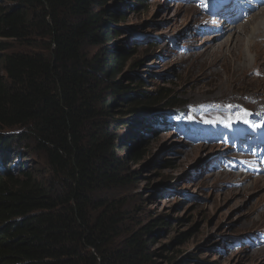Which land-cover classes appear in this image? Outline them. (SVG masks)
Segmentation results:
<instances>
[{"label": "rangeland", "instance_id": "rangeland-1", "mask_svg": "<svg viewBox=\"0 0 264 264\" xmlns=\"http://www.w3.org/2000/svg\"><path fill=\"white\" fill-rule=\"evenodd\" d=\"M135 2L111 0L107 6L119 19L110 22L119 35L112 45L131 57L120 79L131 87L138 86L137 80L144 82L132 89L142 96L157 101V92H162L181 104L174 109L155 107L156 118L144 119L131 143L142 159L137 163L130 159L126 167L132 181L101 197L117 201L124 234L145 227L153 230L156 264H264V186L263 182L253 185L254 179L244 180L258 175L254 167L264 163L260 153L264 151V119L255 121L256 114H251L253 119L246 115L232 121L220 119L230 113L224 110L229 107L264 104V78L256 71L262 66L259 63L264 64V43L259 42L264 21L251 24L232 45L221 47L238 33L213 42L221 22L234 25L233 11H247L256 0L232 2L228 7L232 11L224 8L226 2L216 5L215 0ZM248 19L245 16L237 23L241 26ZM250 41L261 52L259 59L248 53L252 69L244 59L238 63L232 59ZM23 50L13 44L11 52ZM0 72L7 77L1 62ZM138 100L146 104L139 96L131 100L124 106L123 118L138 114L130 113L131 108L140 107L134 104ZM177 112L180 118L175 117ZM164 118H171L165 126ZM180 120L192 121L206 131L195 127L186 131ZM19 133L3 136L8 171L50 173L46 158L36 153L31 142L9 135ZM163 220L168 225L154 227Z\"/></svg>", "mask_w": 264, "mask_h": 264}, {"label": "trees", "instance_id": "trees-1", "mask_svg": "<svg viewBox=\"0 0 264 264\" xmlns=\"http://www.w3.org/2000/svg\"><path fill=\"white\" fill-rule=\"evenodd\" d=\"M110 1L0 0L7 72H0V264H156L153 230L124 234L117 201L101 194L128 185V160L142 159L134 138L120 141L130 119L122 117L125 104L145 100L134 103L135 115L181 103L162 92L152 100L132 90L144 82L120 79L131 57L112 45L119 35L110 22L119 19ZM13 44L24 50L11 52ZM180 125L206 131L192 121ZM15 131L9 135L31 142L50 173L8 171L3 136Z\"/></svg>", "mask_w": 264, "mask_h": 264}, {"label": "bare ground", "instance_id": "bare-ground-1", "mask_svg": "<svg viewBox=\"0 0 264 264\" xmlns=\"http://www.w3.org/2000/svg\"><path fill=\"white\" fill-rule=\"evenodd\" d=\"M223 1L226 2L224 8H228V7H231L232 2H235L237 0H215V4L217 5ZM256 3L257 4L255 6H253L251 9H249L247 11L244 10L246 13L244 11H242L240 13L233 11L234 14L231 15L230 20L234 25L229 26V25H227V23L221 22L219 24L220 32H218V34L216 35L213 42H215L219 38H222L223 35H225L227 33H238V35L235 34L236 36L232 35V40L230 39L228 42L226 41L227 43L225 42L224 45L221 44V47H224L226 45H232L234 41L236 42L238 40L239 36L243 35L244 31L247 30L251 24L253 25V23L257 22V21H264V0H256ZM229 11H232V10L229 9ZM245 16H248L249 19L243 25L240 26V24L237 22ZM259 25H261V24H259ZM253 31H255V30H253ZM259 42L264 43V35L259 39ZM248 53H255L259 59L261 52L258 50L257 45L256 44L254 45L253 42L250 41L249 44H247L246 47H244V49L238 55H235L232 57L234 63H238L242 59H244L245 63L248 65V69L249 68L252 69L251 59L248 58ZM244 61H243V63H244ZM259 64L262 66H258L256 71L260 70L258 75L263 79L264 78V64L263 63H259ZM252 100H254V98H252ZM251 106L252 107H247L244 105H236L235 107H229V110L224 109V108H220L221 110L224 109V110H227L228 112H230V113H227L225 116H220V119H227L230 121L238 120V119H240V117L242 115H246L247 117L253 119V116L251 114H256L258 116V117L254 116L255 121H259L258 119H261V120L264 119V104L254 103V105H251ZM262 125H264V121H262ZM254 171L258 175L253 174V175L247 176L244 178V180L247 181V180L254 179L255 182L253 183V185H255V183L262 184V182H263V186H264V163L261 166L256 165V167H254ZM245 187L248 188L247 186H245ZM261 214L264 215V210L262 211Z\"/></svg>", "mask_w": 264, "mask_h": 264}, {"label": "water", "instance_id": "water-1", "mask_svg": "<svg viewBox=\"0 0 264 264\" xmlns=\"http://www.w3.org/2000/svg\"><path fill=\"white\" fill-rule=\"evenodd\" d=\"M156 109L155 107L153 108H148L146 110H140L136 116L131 117L127 122H128V127L126 132H124L121 135V143L125 144L127 139L135 138V132L138 131V128L141 125H144V119L149 118V120H153L156 118L158 113L155 112Z\"/></svg>", "mask_w": 264, "mask_h": 264}]
</instances>
